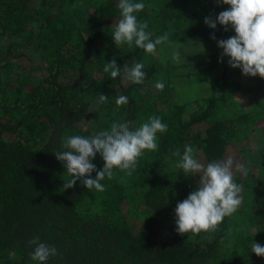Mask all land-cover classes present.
I'll use <instances>...</instances> for the list:
<instances>
[{
  "label": "trees",
  "instance_id": "obj_1",
  "mask_svg": "<svg viewBox=\"0 0 264 264\" xmlns=\"http://www.w3.org/2000/svg\"><path fill=\"white\" fill-rule=\"evenodd\" d=\"M133 2L145 5L134 15L147 21L153 41L168 34L155 54L115 44L119 0H0V264H40L28 243L36 236L58 250L44 264H264L251 249L264 246V78H244L230 57L221 60L219 40L236 35L231 24L225 31L205 23L231 6ZM179 36L193 44V71L165 55ZM113 58L121 68L114 79L104 72ZM137 62L142 84L123 72ZM240 89L249 93L245 101L235 96ZM100 93L108 100L99 101ZM120 95L128 104L117 106ZM151 117L167 131L156 134L158 149L145 150L131 175L114 168L104 191L80 180L63 189L71 176L55 152L67 150L68 137H90L114 122L135 130ZM186 145L207 164L232 158L248 169L244 175L233 166L242 203L215 231H176L175 208L200 180L176 166L172 152L183 154ZM91 162L97 171L105 164L100 153Z\"/></svg>",
  "mask_w": 264,
  "mask_h": 264
},
{
  "label": "clouds",
  "instance_id": "obj_2",
  "mask_svg": "<svg viewBox=\"0 0 264 264\" xmlns=\"http://www.w3.org/2000/svg\"><path fill=\"white\" fill-rule=\"evenodd\" d=\"M222 3L230 5V9L219 13L216 19L205 17V23L215 29L217 22L227 26L231 24L236 35L228 39L219 40L218 46L223 49V56L230 57L228 63L233 68H241L244 75L253 77L259 75L264 78V0H222ZM121 19L116 24L113 39L117 46L133 44L144 49L149 54H155L157 45L168 40V34L158 36L154 41L152 34L146 29L147 21H139L134 13L142 11L143 3L133 0H119ZM215 39V36L212 37ZM172 59L179 61L180 52L172 54ZM144 64L137 62L129 68L123 67L125 78L133 83L142 84L146 73ZM104 72L110 73L112 79L121 73L115 58L104 66ZM87 87V81L82 82ZM156 88L163 91L165 85L162 81L156 83ZM108 97L100 93L99 101L105 102ZM128 96L120 95L116 99L117 106L128 104ZM167 124L158 117H151L149 122L143 123L135 130H130L127 122H114L110 130H103L90 137L73 135L64 143L65 151H56L57 159L64 162L65 169L71 179L65 181L63 189L73 188L77 180L87 189L104 191L102 183L106 178H113V169L118 168L127 175H131L138 163V158L145 150L158 149L157 133L167 131ZM97 153H100L105 161L102 170L97 171V166L92 163ZM179 157L178 168L185 174H200L197 190L191 192L182 202H178L175 208L176 231L184 233H200L201 231H215L225 216L236 212L242 203L240 193L242 186L234 182L233 166L236 171L248 174V169L235 162L232 158L226 161H213L207 165L195 158L194 148L186 145L181 154L179 149L172 152ZM96 171L95 178L91 174ZM83 178V179H82ZM29 245H35L30 254L31 259L40 264L48 261L52 256L58 255L54 245H48L40 241L39 236L28 241ZM252 252L264 257V246L254 242Z\"/></svg>",
  "mask_w": 264,
  "mask_h": 264
},
{
  "label": "rangeland",
  "instance_id": "obj_3",
  "mask_svg": "<svg viewBox=\"0 0 264 264\" xmlns=\"http://www.w3.org/2000/svg\"><path fill=\"white\" fill-rule=\"evenodd\" d=\"M192 45H193L192 42L182 40V39H180V36H179V38H175L174 41L172 40L170 45L166 46L167 51H165V55L172 56V54L174 52L179 51L180 52L179 61H176L173 59L172 60L175 62V64L177 66L181 65V68L183 70L193 71V69H196L198 67V63L189 55ZM235 69L237 72L239 68H235ZM248 77H252V76H250V75L244 76V78H248ZM198 84H196V85H198ZM235 96L237 99H239L241 101H245L248 98L249 93L246 91V89H240V90L235 91ZM198 160L201 163L207 165L206 161L202 157H199ZM1 264H3V263H1ZM6 264H11V263L8 262Z\"/></svg>",
  "mask_w": 264,
  "mask_h": 264
}]
</instances>
